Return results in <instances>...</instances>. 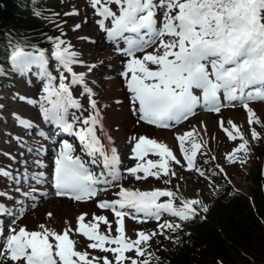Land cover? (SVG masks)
I'll return each instance as SVG.
<instances>
[{"label":"snow or ice","instance_id":"1","mask_svg":"<svg viewBox=\"0 0 264 264\" xmlns=\"http://www.w3.org/2000/svg\"><path fill=\"white\" fill-rule=\"evenodd\" d=\"M90 4L107 40L115 43L117 53L127 57L122 61L121 86L127 90L126 102L135 124L175 129L194 117L198 109L219 114L223 108L239 103L247 112L251 138L258 140L264 135L255 126L264 127V119L252 106V102H264V0H90ZM78 13L79 9L74 7L64 15ZM66 23L60 20V25ZM80 27V23L72 25L74 30ZM64 35L61 31L60 35L46 37L52 45L50 56L60 69L58 83L57 76L49 70V53L43 47L31 45L32 50L28 51L25 45L15 43L7 54L10 66L6 71L25 73L36 66L44 78L38 99L19 92L13 98L38 106L44 123L74 137L79 146L68 138L56 139L52 132L19 110L10 111L23 134L10 129L7 134L27 154L36 156L33 164L37 171L29 170L27 160L21 161L25 167L20 171L0 166V176L13 184L11 191L0 190V196L5 198L0 200V260L4 264H151L153 259H160L151 250V240L163 235L179 241L173 234L183 232L191 220L206 219L203 213H207L209 205L199 196H185L172 188L142 190L125 186L123 181L133 177L139 181L149 176H177L174 165H180L214 183L212 174L226 176V170L218 163L212 169L198 166V151L207 141L195 127L175 132L180 155L148 134L133 136L132 155L138 159L134 166L122 169L115 138L104 124L106 106L87 78L96 62L81 58L82 54L73 49ZM75 65L85 66L84 70H76ZM74 87L81 89L79 96L74 95ZM116 102L121 101L118 98ZM220 127L232 141L239 137V143L225 153V158L230 163H243V157L251 151L248 136L230 118L225 121L221 116ZM44 141L55 149L51 172L39 170L48 167L40 158L48 152ZM149 153L159 158L144 162L141 158ZM6 155L16 160L12 152ZM205 158L217 159L215 154H205ZM96 165H100L99 170ZM49 183L61 197L76 201L96 198L97 206L110 209L115 220L95 212H81L76 227L67 222L63 231H58L40 223L30 229L20 220L28 201L34 208L49 194L45 187ZM108 188H118L116 198L99 199V193ZM177 198L179 203L175 202ZM165 214L175 219H162ZM47 215L51 217L52 213ZM89 215L91 219L86 220ZM126 217L137 222L154 219L158 223L151 231L133 229V238L127 232ZM99 222L107 225V231L100 229ZM71 233L83 234L91 243L81 249L83 241ZM88 248L105 254L96 255ZM129 252L135 255H128Z\"/></svg>","mask_w":264,"mask_h":264},{"label":"trees","instance_id":"2","mask_svg":"<svg viewBox=\"0 0 264 264\" xmlns=\"http://www.w3.org/2000/svg\"><path fill=\"white\" fill-rule=\"evenodd\" d=\"M33 0H0V65L8 69L11 45L21 43L48 48L49 29L34 16ZM0 84H4L0 78ZM257 189L250 201L243 194L224 189L212 199L206 219L185 224L173 235L159 260L151 264H264V188L256 170ZM263 192V193H262Z\"/></svg>","mask_w":264,"mask_h":264},{"label":"bare ground","instance_id":"3","mask_svg":"<svg viewBox=\"0 0 264 264\" xmlns=\"http://www.w3.org/2000/svg\"><path fill=\"white\" fill-rule=\"evenodd\" d=\"M95 17L93 15H87V22H94ZM88 24V23H86ZM89 30H91L93 27H87ZM85 27V31L87 30ZM98 34L86 33V38L91 37L92 40H95L94 43L97 44V47L93 49V53L91 56L87 53V50L85 49L83 52L81 50H76L77 52L81 53V58L88 60L87 57H90L89 63L95 61L96 66L92 69V72L87 73V78L91 85L94 87V90L98 93L99 99L103 102V104L106 106L104 108L105 116H104V124L105 127L108 128L111 132V134L114 136V143L118 149V153L120 156V163H125V160H130V150L128 144H130V140L133 136H138L140 134H148L150 137L157 138L160 141H163L167 144H169L172 147L178 146V141L175 137L176 131H184L188 128L195 127L197 129V132L201 135V138L203 140H207V137H211L212 139H220L224 142L225 146H221L220 149L225 153L228 151H231L233 147H235L236 144L231 143L230 138L227 136V134L224 132L223 128L220 127V117L223 116L225 121L227 119H232L235 123H237L240 126H247L248 120H247V112L242 107L241 109L233 108V109H227L222 110L221 113L212 114L209 110L204 109H198L197 114L194 117H190L187 124L183 125H177L175 129H165V130H153L152 127L147 125H137L135 124L134 120L131 117L129 105L126 102L128 97L126 95L127 90L121 86L119 83L118 78L120 76L118 73L122 72V58L124 57L122 54L117 53L115 51V43L114 42H108L104 43L100 38H103V31L98 29ZM106 35V34H105ZM113 47V49H112ZM105 62L107 65H111L113 69L110 71H103L101 70V67L104 66L100 62ZM85 66L81 65H75L74 68L76 70H84ZM115 74L113 77L110 76V80H105L108 75V73ZM96 75V77H95ZM97 75L101 77H97ZM105 88V91H101ZM106 92V94H105ZM110 95L112 99H114V102L112 104H108L107 102L104 103L103 99H105V96ZM120 99V103H117L116 100ZM252 106L256 109L257 114L261 116L262 112L264 111V106L260 102H252ZM75 111L74 109H70V112ZM203 121L204 123H201ZM204 124L207 125V132H204ZM119 125V128L116 126ZM250 126V125H249ZM249 128V127H248ZM219 129H222L220 131ZM153 130V131H151ZM168 130V131H167ZM251 130V129H250ZM162 132L163 138L160 139V136L158 133ZM132 135V136H129ZM179 147V146H178ZM86 159H90L85 155ZM158 157H154L151 159H157ZM145 160L144 162H146ZM97 170H99L100 165L94 166ZM32 168L36 169V166H32ZM37 171V170H35ZM184 180V179H183ZM120 181L117 182L119 184ZM123 183L125 186L130 187H139L142 190L150 189L155 186L150 185V183L145 185H140L138 183H134L130 185L128 183V180H124ZM35 185V183H34ZM47 188V186L45 185ZM182 190L185 192L186 196H199V192L194 193L193 188L191 184L188 181H185V183L182 184ZM118 191V188H108L107 191H102L99 193V196H101L102 199H114L115 193ZM50 191L49 194L44 197L42 200L38 202V205L35 207V210H31L29 213L24 215V217L21 219L20 223L26 224L30 229L36 228L41 222L47 223L50 227L55 228L58 231H63V229L67 226V222H70L73 227L77 226V217L81 212H88L91 214L92 212H95L97 214H103L108 216V212H104L99 210L96 207V203H89L88 201H84L81 203H73L67 200L66 198H55L54 196H51ZM99 198V199H101ZM31 201H29V206L31 205ZM48 212L52 213V218L47 219L49 217L47 215ZM86 220L91 219V215L85 218ZM104 222H99L100 229L104 227ZM127 226V225H126ZM127 232L129 235L133 236L134 238V232L133 229L127 227ZM112 234H115L114 231Z\"/></svg>","mask_w":264,"mask_h":264},{"label":"rangeland","instance_id":"4","mask_svg":"<svg viewBox=\"0 0 264 264\" xmlns=\"http://www.w3.org/2000/svg\"><path fill=\"white\" fill-rule=\"evenodd\" d=\"M68 4L69 10H71L72 6L71 4H73V1L70 0L69 2H66ZM76 3L78 5H84V9H81V13L79 14V16L74 17L73 22L72 23H80L81 27L79 29L73 30L70 27H66V25H68V23H66V25L64 27L59 26L60 24H58L59 27H56L55 29L58 31V34L60 35L61 31H63L65 33L64 38L69 41L71 43V45L73 46V49L75 50H81V52H83L85 49L87 50V53H93V49H95V47H97L98 43H91L90 40H87L85 38L86 33L91 34L93 33H97L94 29L89 30L87 27H92V23L91 22H87L88 24H86L84 17L86 15L87 11H90V8L84 3L83 0H76ZM64 4V3H63ZM71 19V18H69ZM67 20V19H66ZM70 23V24H72ZM85 27L87 28V30L85 31ZM105 41V40H104ZM90 56L92 54H89ZM89 61L90 57H87ZM102 66L101 68L106 69V70H110V66ZM65 75H69L68 73H65ZM96 76V75H95ZM97 77H101L99 75H97ZM119 83L122 84V80L119 79ZM22 84H25L23 79H20ZM32 90V89H31ZM74 91V95L79 96L81 90L76 88L73 90ZM102 91H105V88L103 87ZM32 92L34 94H32L33 96H35V89L32 90ZM106 94V92H105ZM114 99L111 98L110 95L105 96L104 101H109V104H112ZM1 102V101H0ZM5 104V103H4ZM262 119H264V111L262 112L261 116ZM257 127V130L260 131L261 133H264V127H262L261 125H255ZM249 127V128H248ZM241 129L246 133V135L248 136L249 140H250V148L251 151L250 153L246 156L243 157V153L241 152V156L243 157L244 162H235V163H230L227 161V159L225 158V153L220 149L221 146H225L224 142L221 141L220 139H212L211 137H207V144L204 145V147L198 151L197 154V164L198 166L205 168V169H212L214 164H220L223 165V167L226 170L227 175L225 176L224 174H216L213 173V181L214 183L208 181L206 178L199 176L198 173H196L195 171L192 170H188L186 168H182L180 165H174L175 170L177 172V176H172V177H168L165 176L164 179H160L157 177H151L149 176L147 179H143V180H135V178L133 177L131 180H128V183H130V185L134 184V183H138L140 185H145L150 183V185L155 186V187H167V188H172L174 191H178L180 193H182L183 195L186 196L185 192L182 190V184L185 183V181H188L192 188L194 193L198 192L199 197L206 203H208V205L211 203L212 199L214 198L215 194L219 192L221 190H223V187H217L216 181L220 180L222 181L223 179H225V181L227 183H230L232 185V187L234 189H237L238 191H240L241 193L244 194V197H250V195H252L253 193H255L254 190L257 189V186L255 184V175H256V170L258 168V166H260L262 168V173L263 175L261 176V182H263L264 184V135L261 136L260 139L258 140H254L251 138V126L247 125V126H241ZM220 131H222V129H219ZM158 135L160 137L163 138V135L161 132L158 133ZM161 139V138H160ZM231 143L237 144L239 143V137L237 138V141H232L230 139ZM134 145V143H132L130 146L132 147ZM170 146V145H169ZM131 147H130V151H131ZM172 147V146H170ZM173 148V147H172ZM174 151L178 153L177 148H173ZM205 154L208 156H211L212 154H215L216 156V160H212V161H207L205 158ZM144 161V159H143ZM2 158H0V164L2 163ZM134 162L132 163H127L124 165V169L128 168V167H132ZM174 164V162H172ZM154 170V169H153ZM125 177H127V173H124ZM141 175H143V173L141 172ZM161 175L163 176L164 174L161 173ZM182 177V179H181ZM171 180V183H166L167 180ZM184 179V180H183ZM211 184V187H209V185ZM177 185H179V187L177 188ZM199 190V191H198ZM263 193V192H262ZM167 197H161L160 199H165ZM248 200V199H247ZM91 202L94 201V198L92 200H90ZM73 203H81L82 201H72ZM176 203H179V199L177 198ZM9 203V202H8ZM110 215L108 216L110 220L114 221L115 220V216L113 213H111L109 211ZM111 216V217H110ZM52 218V217H47V219ZM162 219H175L174 217H170L168 214H165L164 216H162ZM41 223H45L41 222ZM157 221L152 219V220H146L144 222H137L132 220L131 218L127 217L126 220V224L129 228L131 229H136V228H143L146 231H151L152 229H154L157 225ZM106 227V228H105ZM115 228V224L113 223V229ZM103 229H105L107 231V225L105 224V226L103 227ZM71 235L73 236H77L79 238V240L83 241V243H81L79 245V247L81 249H84L86 247V245L90 244L91 242L88 241L86 238H84L83 234H78V233H71ZM135 235V233H134ZM171 239H166L163 235H159L154 237L151 240V250L153 252H157L160 251L162 249H165L169 243H170ZM161 245H164L163 247H161ZM88 251L99 255V256H103L105 253L102 250L99 249H91L88 248ZM128 255H135L134 252H129L127 253ZM107 255H109L111 257V253L108 252ZM143 259V258H142ZM2 261V260H1ZM0 264H4V261H2V263ZM10 264V262H9Z\"/></svg>","mask_w":264,"mask_h":264}]
</instances>
